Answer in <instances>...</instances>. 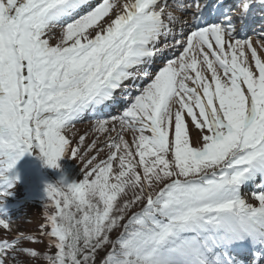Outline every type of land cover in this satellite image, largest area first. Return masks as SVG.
Listing matches in <instances>:
<instances>
[{
  "label": "snow or ice",
  "instance_id": "6c2138e0",
  "mask_svg": "<svg viewBox=\"0 0 264 264\" xmlns=\"http://www.w3.org/2000/svg\"><path fill=\"white\" fill-rule=\"evenodd\" d=\"M254 5L264 10V0H0V209L25 155L58 169L80 152L65 134L74 121L118 91L127 102L95 120L117 132L108 158L88 159L78 183L45 187V252L0 212V264H264V55L241 36ZM172 8L191 10V23Z\"/></svg>",
  "mask_w": 264,
  "mask_h": 264
},
{
  "label": "rangeland",
  "instance_id": "374dc122",
  "mask_svg": "<svg viewBox=\"0 0 264 264\" xmlns=\"http://www.w3.org/2000/svg\"><path fill=\"white\" fill-rule=\"evenodd\" d=\"M84 121L85 120L74 121L72 127L68 129L65 134L67 138H69L72 141V147L79 146L80 152L78 153L77 160L79 162H82L83 165L82 169L86 172L87 170H89L91 165H89L88 168H85V164H87L88 159H90L92 156L94 155L96 156V161H94L93 163H96L101 160H106L108 158V155L110 154L111 150L106 146L107 142H109L112 138L116 137L117 132L98 133L96 131V125L86 123ZM111 127L112 125L110 124L109 128ZM117 131H119L118 126H117ZM196 134H197V130L193 128L192 129L193 141L195 140ZM81 136L84 137L83 144L79 143V138ZM124 137L125 139L129 140V142H131L132 139L131 133H124ZM93 144L95 145V147H93ZM101 148L103 149V151H98ZM81 156L83 157V159L80 158ZM77 160L75 162H77ZM63 162L65 165V174H64L65 178L63 182L66 184L80 182L81 179L78 178V174H76L73 171V163L71 162V159H63ZM116 170H118V165L116 162H114V171ZM21 217H23V219L25 220H20L15 224H12L13 227L12 233H16L17 229L25 233H30L28 232V230L32 231L41 222V219L39 217H36V214H34V211H32V209L27 210V213ZM2 234L3 232H0V235ZM31 246L39 250V247L36 246L35 244H30L29 247ZM21 259H25V258L21 257ZM28 264H37V262L36 261L33 262V259H30L28 260Z\"/></svg>",
  "mask_w": 264,
  "mask_h": 264
},
{
  "label": "bare ground",
  "instance_id": "6f19581e",
  "mask_svg": "<svg viewBox=\"0 0 264 264\" xmlns=\"http://www.w3.org/2000/svg\"><path fill=\"white\" fill-rule=\"evenodd\" d=\"M245 198V197H244ZM245 199H247V198H245ZM248 200V199H247Z\"/></svg>",
  "mask_w": 264,
  "mask_h": 264
}]
</instances>
